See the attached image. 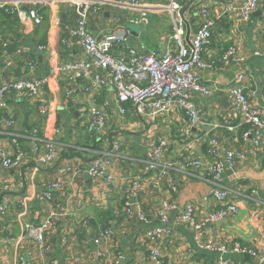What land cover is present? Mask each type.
<instances>
[{
  "label": "crops",
  "instance_id": "0c3cea01",
  "mask_svg": "<svg viewBox=\"0 0 264 264\" xmlns=\"http://www.w3.org/2000/svg\"><path fill=\"white\" fill-rule=\"evenodd\" d=\"M124 1L108 0L109 3ZM140 1L143 5L139 6L150 8L146 24L138 22L141 9L137 7L105 4L99 14L90 18V32L101 36L117 30L129 31L127 42L115 47V53L120 55L127 53L126 46L142 55L148 49L155 50L158 56L174 50L173 19L162 9L167 1ZM229 3L238 6L240 0H182L186 45L199 23L197 9L209 8L215 22L201 59L204 67L197 70L200 84L208 89L209 95H193L196 108L202 112L201 119L211 124L201 129L190 127L175 110L158 116L155 121L138 117L129 103L122 106L124 112L120 113L104 72L97 71L104 81L100 87L91 79L72 78L69 72H52L54 66L86 59L70 33L75 15L69 7L38 5L43 16L39 26L29 20L20 21L0 8V84L27 79L46 81L38 90L37 102L29 101L24 93L10 92L6 107L0 109V147L10 155L20 153L23 157L17 170L0 167V206L4 199H9L6 210L0 214V264H16L19 255L28 264L44 262L25 230L27 225L38 224L50 211L66 212L57 231L50 235L53 250L49 256L59 264H102L94 256V240L103 225L113 228L111 251L122 252L126 259L123 264H150L143 231L160 227L153 210L161 198L176 207L169 216L171 236L159 244L162 264H217L216 254L196 247L194 232L188 225L175 223L186 204L202 198L213 187L205 166L207 136L217 139L220 155L234 150L242 159L234 170L226 169L219 183L227 190L229 202L238 205V214L203 226L202 236L230 247L238 243L264 255L261 245L264 239V130L257 146L250 137L244 139L242 133L250 127H239L241 121L224 91L242 75L240 86L253 94L252 104L264 117V53H260L264 50V0H259L247 22L241 21L237 10L223 14ZM231 47L237 48L240 62L235 58L222 60ZM39 104L48 106L46 115H39ZM91 106L99 107L105 114L106 127L100 133L90 125ZM187 130L190 138L203 137L202 143L191 151L186 149ZM160 140L166 143L160 163L172 168L169 171L172 187L162 188L160 194L151 177L139 195H132L129 187L133 178L139 176L144 180L147 144L154 143L156 147ZM49 141L56 149V160L42 164L40 153ZM100 157H107L111 162L115 181L109 186L87 176L90 163ZM194 161H199L200 166L193 164ZM64 167H70L74 174L58 177L57 171ZM56 181L61 182L60 188H50ZM46 191L52 196L48 204L36 199L37 194ZM125 201L142 203L150 221L147 226L123 212ZM221 205L209 201L198 216L213 212ZM81 220L87 225L83 230L76 225ZM63 241L67 243L63 245ZM223 258L228 264H258L249 255L228 254Z\"/></svg>",
  "mask_w": 264,
  "mask_h": 264
},
{
  "label": "built area",
  "instance_id": "2783aa9c",
  "mask_svg": "<svg viewBox=\"0 0 264 264\" xmlns=\"http://www.w3.org/2000/svg\"><path fill=\"white\" fill-rule=\"evenodd\" d=\"M146 1V0H145ZM166 10L173 19V31L171 41L174 50L167 51L161 56L156 54L153 49H148L145 55L126 46L127 53L124 55L116 54L115 47L125 44L130 35L129 31H113L101 36H94L89 30V20L92 16L100 13L101 7L105 4H117L122 6L137 7L141 9L140 23H147V13L150 8L143 5L140 0H126L124 2H111L108 0H0V8L11 16L15 15L20 21L29 20L34 26H39L43 22L38 5L50 6L62 4L71 9L75 15L74 25L70 30L71 35L76 38L77 44L81 47L86 59L80 62L72 63L67 66L52 68V72H69L75 79H91L96 86H102L104 81L97 71L104 72L108 76L111 84L117 107H120V113L124 110V104H131L136 115L142 119L155 121L158 116L170 113L172 110L179 112L188 122L190 127L201 129L204 126H210L201 119L202 112L199 111L193 101V95L199 93L208 96L207 88L200 84L198 68L204 67L202 55L205 48L209 45L213 28L215 25L212 11L209 8L197 9L195 15L199 20L198 26L189 40V45L184 42V25L181 15L182 0H166ZM196 1V0H195ZM259 0H240V4L235 6L229 3L223 9V14L237 10L241 21H249L251 15L257 8ZM260 53H264V50ZM255 53L256 55L260 54ZM237 57V48L231 47L223 55L222 60L228 61ZM96 69V70H94ZM243 76L239 75L235 85L227 87L224 91L231 99L233 110L240 119L239 127L248 125L249 130L242 133V137H250L255 146L259 144L261 132L264 130V117L261 110L255 108L252 104L253 94H248L240 86ZM45 80L27 79L11 82H2L0 84V109L6 107L7 95L10 92L27 96L31 102H37L38 90L45 85ZM49 108L46 104L38 105V113L46 115ZM89 121L91 127L100 133L106 127V117L104 112L97 106H91L89 109ZM12 124L13 121H9ZM232 130L233 127H228ZM189 142L186 149L191 151L196 145L203 141L202 136L190 138V133L185 132ZM205 155L207 162V175L210 177L211 187L208 192L195 202L188 203L182 209L175 223L183 222L194 232V244L198 249L214 253L217 257V264H228L223 256L228 254L249 255L257 260L258 264H264V255H259L256 249L241 247L234 243L231 247L225 244H216L211 238L204 239L202 236L203 226L230 218L239 212V207L235 203L229 202V196L226 189L220 186V181L226 169L234 170L242 159V155L234 150H226L222 155L219 154L220 144L213 136L206 137ZM147 151L144 160V180L141 177L133 178L129 191L132 195H139L143 184L152 177V182L159 187V193L162 194V188H171L172 180L169 176L171 167L161 165L163 151L166 147L164 140L158 141V144H147ZM56 160V149L52 142H46L44 150L40 153V162L42 164L52 163ZM23 162L22 154L14 155L0 147V167L3 170H17ZM195 165L200 166L199 161H194ZM110 159L100 157L94 159L87 171V176L105 186L114 183L115 176L110 171ZM70 167L61 168L57 171L58 177L73 175ZM132 180V179H131ZM61 182L56 181L50 185L52 189H59ZM40 202L50 203L52 196L50 192H43L36 195ZM212 201L219 202L222 205L213 212L203 214L199 213L206 204ZM9 203V199H4L0 206L2 214ZM153 210V217L160 224L159 228L144 230V238L147 243L148 260L150 264H162V253L160 241L171 236L172 230L169 224V216L174 204L167 199L161 198L157 201ZM123 212L131 218L140 221L144 226L149 224V219L142 209V203L130 204L125 201L122 206ZM66 216L65 211H50L38 224L27 225L25 230L26 237L37 247L38 252L43 258L41 264H59L55 259H49L53 246L50 242V235L55 233ZM78 229L87 227L86 221L76 222ZM98 238L94 240V256L102 264H123L126 260L121 251L113 253L111 244L113 237V228L111 226L98 229ZM63 245L67 243L63 241ZM264 246V239L261 241ZM36 261V258H34ZM42 260V259H41ZM16 264H28L23 255L17 257Z\"/></svg>",
  "mask_w": 264,
  "mask_h": 264
},
{
  "label": "trees",
  "instance_id": "16d2710c",
  "mask_svg": "<svg viewBox=\"0 0 264 264\" xmlns=\"http://www.w3.org/2000/svg\"><path fill=\"white\" fill-rule=\"evenodd\" d=\"M107 227H109V225H103V226H101L102 229H105Z\"/></svg>",
  "mask_w": 264,
  "mask_h": 264
},
{
  "label": "rangeland",
  "instance_id": "374dc122",
  "mask_svg": "<svg viewBox=\"0 0 264 264\" xmlns=\"http://www.w3.org/2000/svg\"><path fill=\"white\" fill-rule=\"evenodd\" d=\"M131 28L136 29V27H133V26H131ZM77 229H78V228H77ZM50 259H52L51 256H49V259H47V260H50Z\"/></svg>",
  "mask_w": 264,
  "mask_h": 264
},
{
  "label": "water",
  "instance_id": "95a60500",
  "mask_svg": "<svg viewBox=\"0 0 264 264\" xmlns=\"http://www.w3.org/2000/svg\"><path fill=\"white\" fill-rule=\"evenodd\" d=\"M183 11H184V10L181 11V15H182Z\"/></svg>",
  "mask_w": 264,
  "mask_h": 264
}]
</instances>
